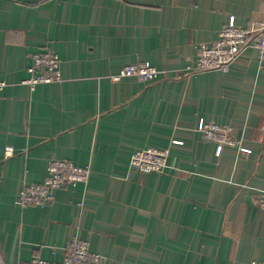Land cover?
I'll list each match as a JSON object with an SVG mask.
<instances>
[{
    "label": "crops",
    "instance_id": "crops-1",
    "mask_svg": "<svg viewBox=\"0 0 264 264\" xmlns=\"http://www.w3.org/2000/svg\"><path fill=\"white\" fill-rule=\"evenodd\" d=\"M232 18L264 24V0H0V264L61 263L75 238L101 264L264 263V62L249 49L229 73L182 74ZM44 50L62 81L32 90ZM141 62L166 74L112 80ZM202 122L251 152L217 157ZM150 147L170 149L163 173L131 169ZM54 159L89 167L88 184L17 206Z\"/></svg>",
    "mask_w": 264,
    "mask_h": 264
},
{
    "label": "built area",
    "instance_id": "built-area-1",
    "mask_svg": "<svg viewBox=\"0 0 264 264\" xmlns=\"http://www.w3.org/2000/svg\"><path fill=\"white\" fill-rule=\"evenodd\" d=\"M258 52L261 62H264V24L252 21L247 27L236 24L232 18L229 24L222 29L219 38L210 44H203L194 60H190L182 70L184 75L221 71L229 73L232 65L247 50ZM62 60L52 50L37 52L31 57L28 68L30 78L23 82L34 90L38 85L51 84L62 81ZM165 71H160L149 62L130 64L124 67L112 80L118 82L124 78H137L143 83H152L158 80ZM7 83L0 79V91ZM198 131L205 141L217 145L216 156L220 157L225 147H236L240 152L251 151L242 146V142L232 136L231 130L215 123L202 122ZM170 149L146 148L136 151L130 167L143 173H163L167 168ZM14 154L12 147H7L6 157ZM92 171L89 167H78L66 160L54 159L47 169V178L43 183L27 185L17 196L16 205L19 207L44 208L53 205L56 193L67 186L88 184ZM264 207V198L260 200ZM102 257L90 249V243L83 238L72 239L64 248V259L61 263H51L43 259H33L26 264H101ZM264 264V263H253Z\"/></svg>",
    "mask_w": 264,
    "mask_h": 264
}]
</instances>
